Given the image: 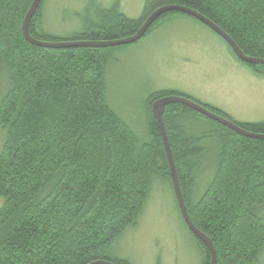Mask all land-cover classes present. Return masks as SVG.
I'll return each instance as SVG.
<instances>
[{"label":"trees","instance_id":"obj_1","mask_svg":"<svg viewBox=\"0 0 264 264\" xmlns=\"http://www.w3.org/2000/svg\"><path fill=\"white\" fill-rule=\"evenodd\" d=\"M33 1L0 0V128L5 133L0 150V264H132L113 258V246L137 224L156 178L173 188L152 106L164 96L181 94L160 90L148 96L146 134L141 137L108 98L111 51L126 45L54 48L30 42L23 23ZM44 5L42 0L30 23L32 36L40 41L129 37L157 9L178 5L209 18L246 55L264 58V0H145L137 18L115 1L109 7L99 5L95 16L68 39L43 30ZM177 14L189 16L169 11L143 37ZM243 63L264 76V64ZM204 106L247 131L264 134V121L236 122L224 111ZM189 117L210 119L183 104L165 107L189 215L214 243L217 264H262L264 139L215 120L211 135L193 134L184 121ZM208 137L219 143L218 156L206 189L196 198ZM182 220L199 246L202 264H210L209 247Z\"/></svg>","mask_w":264,"mask_h":264},{"label":"rangeland","instance_id":"obj_2","mask_svg":"<svg viewBox=\"0 0 264 264\" xmlns=\"http://www.w3.org/2000/svg\"><path fill=\"white\" fill-rule=\"evenodd\" d=\"M115 1L132 18L141 16L145 3L45 0L43 30L56 39H68L95 16L99 5L109 7ZM111 54L107 68L110 104L141 137L146 134L147 98L160 90L220 108L236 122L264 121V76L253 73L222 37L192 16L167 17L148 36ZM184 121L193 134L211 135L212 119ZM4 136L0 128V150ZM203 146L206 153L200 160L196 198L208 185L219 150L215 137L206 138ZM3 204L0 196V207ZM111 256L132 264H202L201 251L182 220L170 184L155 179L137 224L123 233ZM261 260L264 264V253Z\"/></svg>","mask_w":264,"mask_h":264},{"label":"water","instance_id":"obj_3","mask_svg":"<svg viewBox=\"0 0 264 264\" xmlns=\"http://www.w3.org/2000/svg\"><path fill=\"white\" fill-rule=\"evenodd\" d=\"M42 0H34L32 5L30 6V9L25 17L24 23H23V32L26 38L35 44H38L40 46H46V47H54V48H61V47H98V48H103V47H111V46H121V45H129L133 44L137 41H139L143 36L146 34L148 29L156 22L157 19H159L163 14L169 12V11H180L183 13H186L199 21L203 22L206 24L208 27H210L215 33H217L220 37H222L231 47L235 55L237 56L238 59H240L242 62L245 63H250V64H264V58H258V57H253L250 55H246L241 48L238 46V44L231 38V36L226 33L222 28H220L217 24H215L213 21H211L209 18L205 17L204 15L200 14L199 12L183 7V6H178V5H170V6H163L156 11H154L149 17L145 19L139 30L137 31L136 34L131 35L129 37L125 38H120V39H114V40H103V41H61V42H51V41H40L34 38L30 32V23L35 15L39 5L41 4ZM171 103H179L183 104L185 106L190 107L191 109L198 111L199 113L207 116L208 118L215 120L231 129L234 131L248 136V137H253L257 139H264V134H257L253 133L250 131L245 130L242 128L240 125L237 123L231 121L230 119L221 116L201 103L185 97L183 95H168L164 96L158 100H156L153 103L152 110L153 113L157 119L160 131H161V136L163 139L168 163H169V168H170V174L172 178V184H173V189L175 192V196L178 202V206L180 209V212L182 214V217L184 218L188 228L192 233H194L198 238L203 240L207 246L210 249L211 252V263L210 264H217V251L215 248L214 243L211 241V239L204 234L202 231H200L195 224L193 223L189 211L185 202V198L183 196V192L181 189L179 177H178V172H177V167H176V162L174 159V155L172 152L170 140L168 137V133L166 130L165 126V121H164V111L165 107ZM90 264H117L113 261H107V260H99V261H94Z\"/></svg>","mask_w":264,"mask_h":264},{"label":"crops","instance_id":"obj_4","mask_svg":"<svg viewBox=\"0 0 264 264\" xmlns=\"http://www.w3.org/2000/svg\"><path fill=\"white\" fill-rule=\"evenodd\" d=\"M215 108H217V107H215ZM220 109V108H219ZM221 110V109H220ZM223 111V110H222ZM225 112V111H224ZM225 113H227V112H225ZM228 114V113H227ZM229 115V114H228ZM230 116V115H229ZM240 122H242V121H240ZM243 122H245V121H243Z\"/></svg>","mask_w":264,"mask_h":264},{"label":"flooded vegetation","instance_id":"obj_5","mask_svg":"<svg viewBox=\"0 0 264 264\" xmlns=\"http://www.w3.org/2000/svg\"><path fill=\"white\" fill-rule=\"evenodd\" d=\"M239 60V59H238ZM239 61H241V60H239Z\"/></svg>","mask_w":264,"mask_h":264},{"label":"bare ground","instance_id":"obj_6","mask_svg":"<svg viewBox=\"0 0 264 264\" xmlns=\"http://www.w3.org/2000/svg\"><path fill=\"white\" fill-rule=\"evenodd\" d=\"M190 16V15H189Z\"/></svg>","mask_w":264,"mask_h":264}]
</instances>
